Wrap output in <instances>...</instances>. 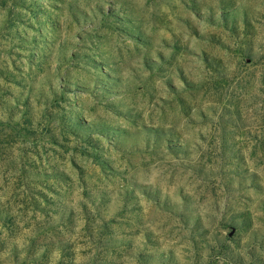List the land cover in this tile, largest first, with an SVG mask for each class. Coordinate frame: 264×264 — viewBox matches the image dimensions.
<instances>
[{
	"label": "rangeland",
	"instance_id": "obj_1",
	"mask_svg": "<svg viewBox=\"0 0 264 264\" xmlns=\"http://www.w3.org/2000/svg\"><path fill=\"white\" fill-rule=\"evenodd\" d=\"M0 264H264V0H0Z\"/></svg>",
	"mask_w": 264,
	"mask_h": 264
}]
</instances>
